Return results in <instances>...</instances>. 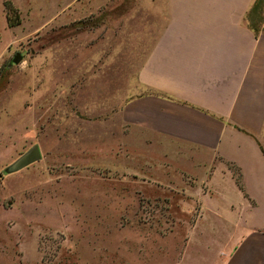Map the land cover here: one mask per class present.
<instances>
[{"label": "rangeland", "instance_id": "1", "mask_svg": "<svg viewBox=\"0 0 264 264\" xmlns=\"http://www.w3.org/2000/svg\"><path fill=\"white\" fill-rule=\"evenodd\" d=\"M164 13V0H0V264H223L233 229L215 211L242 201L235 181L203 195L193 151L166 176L163 143L121 119ZM247 20L264 31V0ZM34 146L40 159L10 170Z\"/></svg>", "mask_w": 264, "mask_h": 264}, {"label": "crops", "instance_id": "2", "mask_svg": "<svg viewBox=\"0 0 264 264\" xmlns=\"http://www.w3.org/2000/svg\"><path fill=\"white\" fill-rule=\"evenodd\" d=\"M255 2L164 0L162 26L137 71L142 94L121 112L133 138L163 143L166 176L193 151L206 172L203 195H214L208 183L218 175L235 181L242 201L215 211L233 229L223 264H264V31L247 20Z\"/></svg>", "mask_w": 264, "mask_h": 264}, {"label": "water", "instance_id": "3", "mask_svg": "<svg viewBox=\"0 0 264 264\" xmlns=\"http://www.w3.org/2000/svg\"><path fill=\"white\" fill-rule=\"evenodd\" d=\"M22 56L20 53H17L14 58V63H19ZM40 159V151L38 146H34L30 151L24 154L20 159H18L14 164L10 166V170H18L28 164Z\"/></svg>", "mask_w": 264, "mask_h": 264}, {"label": "trees", "instance_id": "4", "mask_svg": "<svg viewBox=\"0 0 264 264\" xmlns=\"http://www.w3.org/2000/svg\"><path fill=\"white\" fill-rule=\"evenodd\" d=\"M254 4H255V3H254ZM252 8H253V7H252ZM251 10H252V9H251ZM251 10H250V11H251ZM248 14H249V13H248ZM6 18H7V23L10 24V19H9V17L7 16Z\"/></svg>", "mask_w": 264, "mask_h": 264}]
</instances>
